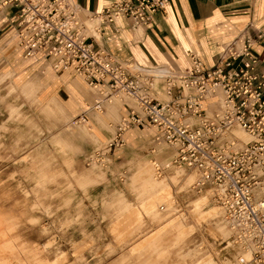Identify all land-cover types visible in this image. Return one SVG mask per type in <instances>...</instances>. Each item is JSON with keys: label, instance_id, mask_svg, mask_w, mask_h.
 I'll return each instance as SVG.
<instances>
[{"label": "rangeland", "instance_id": "obj_1", "mask_svg": "<svg viewBox=\"0 0 264 264\" xmlns=\"http://www.w3.org/2000/svg\"><path fill=\"white\" fill-rule=\"evenodd\" d=\"M141 39L139 30L135 41ZM4 65L0 264L235 263L241 250L214 196L194 189L197 173L177 167L155 176L154 163L164 167L175 159L172 147L153 138L135 145L125 135L126 146L105 166L89 165V157L113 139L124 110L110 105L83 115L67 76L64 85L75 107L44 87L56 79L50 71L26 81L24 66L14 71L2 70ZM87 88L92 106L94 93ZM236 134L246 144L253 141L241 129ZM141 135L149 137L146 131ZM153 173L162 182H154ZM163 192L164 200L146 209Z\"/></svg>", "mask_w": 264, "mask_h": 264}, {"label": "built area", "instance_id": "obj_2", "mask_svg": "<svg viewBox=\"0 0 264 264\" xmlns=\"http://www.w3.org/2000/svg\"><path fill=\"white\" fill-rule=\"evenodd\" d=\"M169 6L170 0H114L98 12L73 0H0V25L17 27L26 59L84 79L96 92L91 110L103 112L114 97L134 103L126 104L113 139L89 157V165L107 163L126 146L129 130L154 127V141L174 149V165L197 173L195 189L212 190L244 252L234 264H264V66L252 52L250 39L241 47L237 42L227 47L211 68L192 57L188 72L123 63L97 48L95 34L102 36L103 27L114 24L115 14L137 31L149 27ZM237 127L253 137L250 144L239 146L233 134ZM165 170L156 168L159 176ZM125 174L119 176L121 181Z\"/></svg>", "mask_w": 264, "mask_h": 264}, {"label": "crops", "instance_id": "obj_3", "mask_svg": "<svg viewBox=\"0 0 264 264\" xmlns=\"http://www.w3.org/2000/svg\"><path fill=\"white\" fill-rule=\"evenodd\" d=\"M73 1L85 10L99 11L100 8H108L114 0ZM138 32L131 28L123 15L115 14L114 24L103 27L97 48L101 46L108 50L123 63L140 67L164 66L174 72H188L193 67L192 57L205 68H211L216 65L224 49L231 42L239 41L238 36L244 35V39L252 42V52L264 66V0H170L169 8L156 14L152 24L142 29V39L135 41ZM0 51V67L5 64L2 70L20 71L22 65L23 73L28 78L26 81L39 71L43 79L46 76L44 72L48 70L56 79L54 82L48 80L46 84L50 85L44 87L50 88L67 106H76L69 103L63 78L67 76L69 79L68 85L74 90V96L81 87L78 85L80 80L74 78L70 71L59 73L48 63L26 59L18 43V29L8 22L0 25ZM147 128L150 126L135 127L125 135L131 134L135 145L139 142L146 144L149 138L154 140L156 136ZM143 131L148 133L147 139L142 137ZM161 194L153 198L146 209Z\"/></svg>", "mask_w": 264, "mask_h": 264}, {"label": "bare ground", "instance_id": "obj_4", "mask_svg": "<svg viewBox=\"0 0 264 264\" xmlns=\"http://www.w3.org/2000/svg\"><path fill=\"white\" fill-rule=\"evenodd\" d=\"M103 9H99V11L98 12H101ZM91 29H92V31H93V29L95 28V25H91V27H90ZM142 29H144V28H139L138 30H142ZM94 33V32H93ZM96 35V37L98 38V39H101V36H100V34L98 33V34H95ZM238 38H239V41H237V46L238 47H241L242 46V43L244 42V35H241V36H238ZM134 40H135V38H134ZM236 41V40H235ZM235 41H233V42H231L227 47H229L230 45H232ZM226 47V48H227ZM225 48V49H226ZM224 49V50H225ZM70 71V70H69ZM71 72V71H70ZM76 79H79L81 82H82V86L81 87H79V89H78V92L76 93L77 94V97H78V102H79V105H80V107L82 108L81 110L83 111V115H86V114H89L90 112H92V111H94V110H89V109H91V106L88 104V98H89V90H88V88H87V84H86V82L84 81V79H82V78H80V77H75ZM91 91H93V90H91ZM93 93H94V101H93V105H94V102H95V99H96V92L95 91H93ZM161 98L162 99H166V96L165 95H161ZM126 104H128V105H130V106H133L134 105V103L132 102V101H129V100H122V99H120V98H116V97H114V98H112V100L110 101V102H108V104H106V106H107V108H108V106H110V105H119L120 107H122L123 109H124V111H125V106H126ZM92 105V106H93ZM105 106V107H106ZM123 116V115H122ZM86 122V121H85ZM147 129H149V130H151L152 132H153V135L156 133V129L154 128V127H150V128H147ZM238 129H241V130H243L242 128H239V127H237V128H234L233 129V134H234V136L238 139V141H239V146H242V145H248V144H246V143H244L243 141H241V139L237 136V134H236V131L238 130ZM130 131V130H129ZM244 131V130H243ZM244 132H246V131H244ZM247 133V132H246ZM248 134V133H247ZM249 135V134H248ZM251 136V135H250ZM252 137V136H251ZM252 139H253V137H252ZM154 141V140H153ZM251 143V142H250ZM249 143V144H250ZM159 145H161V143H159ZM169 150H172L173 151V154H174V156H175V151L172 149V148H168ZM152 153H155V150L153 149L152 150ZM158 155V154H157ZM154 165V170H156V168H155V165H156V163H154L153 164ZM159 166V165H158ZM164 169H170V168H177L175 165H174V162H173V160L171 161V163L170 164H168V165H166V166H164L163 167ZM179 168V167H178ZM181 169V168H180ZM155 173V176L158 178V179H161L162 177H163V175H161V176H159L158 175V173L155 171L154 172ZM154 173H153V175H152V178H153V181L154 182H162V181H157L156 180V178L154 177ZM197 175V174H196ZM198 176V175H197ZM198 182V181H197ZM196 185V184H195ZM195 185H193V187H194V189H195ZM209 192H210V194H211V197L213 198V192H212V190L211 189H207ZM202 191V190H201ZM163 194L164 193H162L160 196H159V198H157V202H162L163 200H164V197H163ZM213 200V199H212ZM216 205H218V204H216ZM157 206V205H156ZM219 206V205H218ZM219 208L221 209V211H222V213H223V218H224V221H225V223H226V225L229 227V225H228V223L226 222V219H225V214H224V211H223V209L219 206ZM229 229H230V227H229ZM230 232H231V236H232V230L230 229ZM234 243H236L235 241H234ZM240 253L242 254V253H244L243 251L241 252L240 251ZM245 255L247 256V257H249V254L247 253H245Z\"/></svg>", "mask_w": 264, "mask_h": 264}]
</instances>
